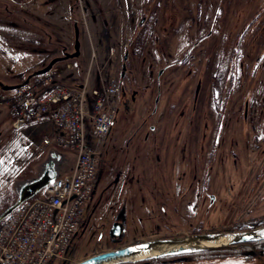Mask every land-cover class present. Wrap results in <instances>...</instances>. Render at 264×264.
<instances>
[{"label": "rangeland", "instance_id": "1", "mask_svg": "<svg viewBox=\"0 0 264 264\" xmlns=\"http://www.w3.org/2000/svg\"><path fill=\"white\" fill-rule=\"evenodd\" d=\"M225 1L0 0V99L12 93L3 84L21 82L51 58L73 52L76 38L77 59L56 61L57 79L84 84L88 90L115 81L126 91L128 107L118 109L109 136L96 148L103 161L64 264L136 239L264 225V70L247 73L241 50L232 59V72L226 71L224 53L209 58L210 52H201L200 58L188 60L194 69L187 73L186 66L173 63L183 53L184 28L190 42L214 18L212 38L220 45L225 41L229 26L220 20L228 18L226 8L213 13V5ZM250 4L252 12L264 1ZM243 16L238 9L232 19ZM54 31L68 42L67 50ZM72 60L78 65L69 63L66 70ZM112 97L120 105L122 92ZM49 124L14 122L8 108L0 105V213L16 200L19 187L35 177V169L24 164L27 144L41 150L34 158L43 162L56 165L58 158L69 157L54 144L42 146L43 135H50ZM24 129L33 134L26 141L20 138ZM8 140L15 141L2 148ZM114 219L124 224L123 232L110 241ZM200 250L120 264H264L261 255L225 256L226 250L217 258L196 259L194 253Z\"/></svg>", "mask_w": 264, "mask_h": 264}, {"label": "built area", "instance_id": "2", "mask_svg": "<svg viewBox=\"0 0 264 264\" xmlns=\"http://www.w3.org/2000/svg\"><path fill=\"white\" fill-rule=\"evenodd\" d=\"M54 71L0 102L10 105L17 121L37 119L51 110L57 132L42 141L73 150L74 165L0 219V264H62L68 259L98 170L94 140L104 138L115 117L116 82L88 90L84 84L50 82L57 78Z\"/></svg>", "mask_w": 264, "mask_h": 264}, {"label": "flooded vegetation", "instance_id": "3", "mask_svg": "<svg viewBox=\"0 0 264 264\" xmlns=\"http://www.w3.org/2000/svg\"><path fill=\"white\" fill-rule=\"evenodd\" d=\"M264 1V0H263ZM213 13H218L219 11L222 12V8L220 6H225V13L226 16H228L225 20H220L221 22H224L225 25L228 24L229 29L226 33V38L224 42H221V45L219 44L220 41L217 40L216 37L212 38L214 36L215 32V25L216 20L213 18L209 21V27L206 30L204 34H198L196 35V38H193L192 41L188 42L187 35H186V29L183 30V48H182V55L180 56L179 60H174L173 63H180L182 66H186L184 71L187 73L190 69H194V62L193 66H187L189 64L188 60L196 58H200L201 52L208 53L209 58H216L219 54L221 57H223L220 53H224L225 58V65H226V71L229 69V72L233 71V58L238 56V51L241 50L242 54L241 56L244 58L243 64L246 66L247 73H251L255 71V68L258 70H264V4L263 6L254 7L252 9V12L250 11V0H226L224 3L222 2H216L214 5ZM238 7L237 9H235ZM241 9L243 18L241 20L232 19L233 14L236 10ZM191 14V13H190ZM187 12L183 13V23H186V17ZM195 17V15H193ZM252 16L253 18H250ZM190 18V17H189ZM186 24H184L185 26ZM250 32H253L254 34H250ZM223 46L224 49L222 48ZM222 50V51H220ZM188 67V68H187ZM229 67V68H228ZM231 68V69H230ZM251 68V69H250ZM191 70L189 72H191ZM184 73V75H185ZM231 78V82H232ZM198 82L195 86V90L198 93ZM122 92V102L120 105H118V109L124 108L126 109L128 107L127 105V99H126V91L120 88V93ZM131 99L133 100L134 96L133 94H130ZM156 103V99H155ZM248 111V102H244V118L247 117L246 113ZM152 127V126H151ZM101 151V150H100ZM104 151V150H103ZM103 153V152H102ZM99 160L100 163L103 161V156L99 153ZM47 163H49L50 171L52 173L51 166H55V164L50 161L46 160L44 162L45 169ZM115 220V219H114ZM113 220V221H114ZM242 229H249V226H243ZM110 237V236H109ZM117 238V237H116ZM114 239L110 237V241ZM233 248L229 249H205L200 250L194 254H196L197 258H202L205 255L207 258H217L220 257V254L223 250H226V255H232L237 254L244 258L248 259H257L260 255L264 257V238L257 239V240H250V241H243L236 244L229 245ZM111 248L107 247L105 249ZM103 249V250H105ZM206 258V257H205ZM194 259V258H193ZM192 260V259H191ZM171 261V260H170ZM185 261V260H181ZM155 260L149 261V264H154ZM257 264H260L259 262Z\"/></svg>", "mask_w": 264, "mask_h": 264}, {"label": "water", "instance_id": "4", "mask_svg": "<svg viewBox=\"0 0 264 264\" xmlns=\"http://www.w3.org/2000/svg\"><path fill=\"white\" fill-rule=\"evenodd\" d=\"M75 35H77V29L75 31ZM79 44L77 41V38L75 39L74 43V51L71 54H65L63 57H74L77 56L79 53L78 50ZM127 57V53L124 54L123 59L125 60ZM60 57H54L52 58L46 65L42 66L41 68H38L37 70L33 71L32 73L35 74H41L48 71L51 66L58 60H60ZM125 68V63L122 64V69ZM123 73V70H122ZM31 76L29 74L25 80H23L20 83L17 84H11V85H3L4 89H13L19 85L25 84L28 80V78ZM53 178V174L50 171L49 164L46 165V168L39 174L37 177L32 178L29 181L24 182L18 189L16 200L9 204L1 213H0V219L5 216L8 212H10L12 209H14L19 203H21L23 200L32 197L34 194H36L43 186H45L47 183L51 181ZM213 199V195L210 196V200ZM264 228V225L249 229V230H238V231H206V232H199V233H193L192 235L198 236V237H204L206 239H214L217 238L223 234H233L234 232H238V236L225 245H230L233 243H239L243 241H250V240H257L264 238V230L262 232H258V229ZM123 232V223L120 221H113L110 225V228L108 230V234L112 238H116L120 236ZM191 234H178V235H169V236H160L157 238H149V239H143V240H137L133 242H129L125 245L110 248L104 251H99L96 253L91 254L90 256H87L83 258L82 260L73 263V264H118L122 262H128V261H135L139 259H146L150 257L155 256H161L163 254H174L177 252H184L188 250H197V249H207V248H217L222 247L225 245H218V246H191L188 243V236ZM200 237V238H201ZM167 245H181L179 247H175L170 250H166L164 252H160L157 255L153 256H145L139 259H131L132 256L142 254L144 252L164 247Z\"/></svg>", "mask_w": 264, "mask_h": 264}, {"label": "crops", "instance_id": "5", "mask_svg": "<svg viewBox=\"0 0 264 264\" xmlns=\"http://www.w3.org/2000/svg\"><path fill=\"white\" fill-rule=\"evenodd\" d=\"M54 6H50V8H53ZM64 10H66L67 6H63ZM47 9H48V6H47ZM48 20V22L51 24L52 26V21L53 19H46ZM44 20V21H46ZM67 32V31H66ZM54 35L56 36V38L58 39V41H60V43L63 45V48L65 50H67V44L68 42L63 38V35L60 33V32H55L54 31ZM67 43V44H66ZM42 48V47H41ZM41 53H43V51L41 50ZM44 54V53H43ZM77 59V57H76ZM68 63V61H67ZM66 65V70L69 69L70 70V66L68 64H65ZM115 102H116V99H115ZM50 120V116L48 114L42 116L39 120H36V121H30V122H27L28 124L30 125H39L40 121H48ZM31 128V126H30ZM112 130V129H111ZM110 130V132H111ZM33 134L31 133V130L30 129H24L23 132H22V136H20V138H23L24 141H26L27 138L29 137H32ZM18 138V137H17ZM15 140H8L7 143H5L2 148H5L6 146H8L9 144L13 143ZM42 146L44 147L45 145L42 144ZM36 148H32L31 145L27 144L26 146V149H25V152L28 154V156L25 158V161H24V164H26L27 166H31L35 169V172H34V175L33 176H38L42 170H43V167H44V162L46 161H42L41 159H38L37 158H34L36 156H38V154L40 153L41 150H34ZM34 151L36 152L37 154L36 155H32L31 154V151ZM66 153H68V158L66 159H62V157L58 158L59 156H56V158H58V164L56 163V165L54 166V169H53V172H54V175H59V174H63L65 172H68L71 170L72 166H73V163H74V153L69 150V149H64ZM9 204V203H8ZM89 204V203H88Z\"/></svg>", "mask_w": 264, "mask_h": 264}, {"label": "bare ground", "instance_id": "6", "mask_svg": "<svg viewBox=\"0 0 264 264\" xmlns=\"http://www.w3.org/2000/svg\"><path fill=\"white\" fill-rule=\"evenodd\" d=\"M264 230V228H261V229H258L257 231L258 232H262ZM238 232H234L233 234H223L217 238H214V239H206L204 237H198V236H194V235H189L188 236V243L191 245V246H195V247H199V246H218V245H225L227 244V242H229L230 240L236 238L238 236ZM181 245H167V246H164V247H160V248H156V249H153V250H150V251H147V252H144L142 254H139V255H135V256H132L131 259L135 260V259H139V258H142V257H145V256H153V255H157L158 253L160 252H164L166 250H170V249H173L175 247H179Z\"/></svg>", "mask_w": 264, "mask_h": 264}, {"label": "trees", "instance_id": "7", "mask_svg": "<svg viewBox=\"0 0 264 264\" xmlns=\"http://www.w3.org/2000/svg\"><path fill=\"white\" fill-rule=\"evenodd\" d=\"M260 223H262V222H260ZM263 224H264V222H263ZM257 225H258V224H257ZM242 227H243V226H241V229H242ZM204 250H205V249H204ZM144 264H146V263H144Z\"/></svg>", "mask_w": 264, "mask_h": 264}]
</instances>
